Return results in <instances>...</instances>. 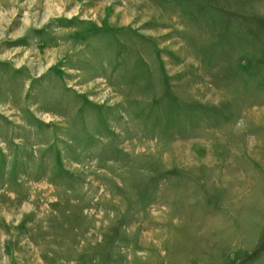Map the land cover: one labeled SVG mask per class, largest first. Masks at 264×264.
Segmentation results:
<instances>
[{"label": "rangeland", "instance_id": "1", "mask_svg": "<svg viewBox=\"0 0 264 264\" xmlns=\"http://www.w3.org/2000/svg\"><path fill=\"white\" fill-rule=\"evenodd\" d=\"M0 264H264V0H0Z\"/></svg>", "mask_w": 264, "mask_h": 264}]
</instances>
